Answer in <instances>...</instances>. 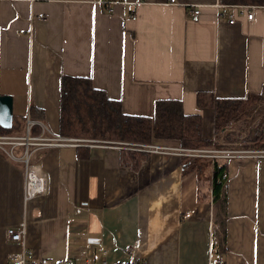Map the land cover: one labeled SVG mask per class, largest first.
<instances>
[{
  "label": "crops",
  "instance_id": "crops-1",
  "mask_svg": "<svg viewBox=\"0 0 264 264\" xmlns=\"http://www.w3.org/2000/svg\"><path fill=\"white\" fill-rule=\"evenodd\" d=\"M176 1L0 0V95L14 97L11 135H26L32 119L33 135L66 137L62 80L72 75L91 77L127 114L154 115L158 100H181L187 114H202L206 139L225 136L199 96L264 97V6L255 5L248 19L221 0ZM193 4H203L199 20ZM243 120L231 126L239 131ZM88 139L29 146L30 163L42 166L49 189L27 202L26 146L19 158L0 149V264L21 250L7 229L24 220L32 258L64 261L87 248L97 264L102 257L264 264V154L218 158L227 161L229 177L226 250L217 252L212 160L188 171L186 157L200 156L176 139L156 138L142 143L146 148ZM239 145L233 148L264 150Z\"/></svg>",
  "mask_w": 264,
  "mask_h": 264
},
{
  "label": "trees",
  "instance_id": "trees-1",
  "mask_svg": "<svg viewBox=\"0 0 264 264\" xmlns=\"http://www.w3.org/2000/svg\"><path fill=\"white\" fill-rule=\"evenodd\" d=\"M224 4H254L264 6V0H221ZM261 94H248L242 98H218L214 94L199 96V104L215 110V129L219 135L223 129L245 112L254 108ZM42 117V113L37 115ZM60 133L66 137H84L111 141L151 143L154 139H176L187 148H226L219 141L203 136L202 114H187L183 102L178 99H160L154 115H133L123 111L122 101L113 99L97 88L91 77L64 75L62 80V104ZM17 121L11 128L0 126V134H14ZM37 124L34 126L36 127ZM264 136V130L261 131ZM232 137H224L232 142ZM257 141H260L259 139ZM137 157V156H136ZM135 157V158H136ZM126 158V156H125ZM134 158V157H131ZM141 157L137 158L138 160ZM185 170H200L213 161V193L215 208L213 249L226 250V223L228 218L227 161L204 157H186ZM212 160V161H211ZM139 162V161H138ZM187 167V168H186Z\"/></svg>",
  "mask_w": 264,
  "mask_h": 264
},
{
  "label": "built area",
  "instance_id": "built-area-1",
  "mask_svg": "<svg viewBox=\"0 0 264 264\" xmlns=\"http://www.w3.org/2000/svg\"><path fill=\"white\" fill-rule=\"evenodd\" d=\"M171 3H178L176 0H170ZM137 2L142 3L143 0H137ZM203 4H193L189 11L192 13L195 20H199L202 13ZM236 7L241 14H246L248 19H253L255 14L254 4H236ZM229 21L234 23L236 21L235 13L230 15ZM38 124L37 121L28 119L26 135H11V134H0V149L10 155L13 158H19L16 154L17 149L23 146L26 148L23 151L22 160L26 163V175H25V201H29L38 195H46L48 193V177L44 173V170L39 164H31L30 159L33 152L30 150L29 146H43V145H54V144H74L78 145L82 142L89 140L88 138L80 137H60V138H46L43 136L33 135V127ZM236 130L234 127L229 125L223 129V133ZM241 139L245 138L247 135V126L242 125L239 129ZM224 134H220L215 140L219 141L221 144L227 145L226 148H184L188 154L193 156H208L213 160L218 158H229L234 156H241L242 154H264V150L259 149H235L232 146L237 145L239 142H226L224 140ZM115 144L129 145L134 147H149V144H142L137 142H125V141H108ZM154 147V146H153ZM159 150V146L155 147ZM229 177V173L225 172L223 174L224 179ZM7 236L9 240L14 243H19L21 245L20 251H14L10 253V263L9 264H77L76 259H82V264H97L95 257L88 251L84 249L82 251H76L74 255H71L64 261H56L50 257H40L32 258L30 255V250L27 245V223L26 220L22 221L17 226H10L7 229ZM99 264H148L145 261L137 257H132L127 261H116L113 262L108 257H102ZM211 264H226L224 257H219L211 262Z\"/></svg>",
  "mask_w": 264,
  "mask_h": 264
},
{
  "label": "rangeland",
  "instance_id": "rangeland-1",
  "mask_svg": "<svg viewBox=\"0 0 264 264\" xmlns=\"http://www.w3.org/2000/svg\"><path fill=\"white\" fill-rule=\"evenodd\" d=\"M259 106L262 107L259 108ZM259 116L262 117L260 121L257 120ZM241 118H244L243 122L247 125V136L241 139L239 131L236 130L228 132L227 134H225V136L232 137L231 140H234L232 142H239L237 145L240 144L245 147L254 146L256 148H264V136L261 133V131L264 130V99L257 101L254 108L245 112L237 120ZM254 120H256L257 122L254 123ZM258 139L260 141H257ZM240 145L239 147H241ZM17 153H19V149L17 150Z\"/></svg>",
  "mask_w": 264,
  "mask_h": 264
},
{
  "label": "water",
  "instance_id": "water-1",
  "mask_svg": "<svg viewBox=\"0 0 264 264\" xmlns=\"http://www.w3.org/2000/svg\"><path fill=\"white\" fill-rule=\"evenodd\" d=\"M14 124V97L10 94L0 95V126L11 128Z\"/></svg>",
  "mask_w": 264,
  "mask_h": 264
}]
</instances>
